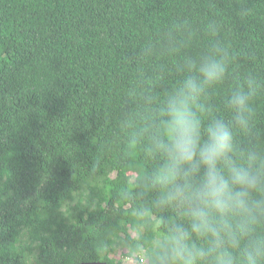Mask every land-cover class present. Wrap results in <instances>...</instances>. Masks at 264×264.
Listing matches in <instances>:
<instances>
[{"label": "trees", "instance_id": "16d2710c", "mask_svg": "<svg viewBox=\"0 0 264 264\" xmlns=\"http://www.w3.org/2000/svg\"><path fill=\"white\" fill-rule=\"evenodd\" d=\"M212 13L264 64V0H0V264L144 262L96 247L135 235L121 194L143 161L114 120L144 35Z\"/></svg>", "mask_w": 264, "mask_h": 264}, {"label": "clouds", "instance_id": "9594fccd", "mask_svg": "<svg viewBox=\"0 0 264 264\" xmlns=\"http://www.w3.org/2000/svg\"><path fill=\"white\" fill-rule=\"evenodd\" d=\"M122 96L113 141L143 161L121 194L135 235L96 247H134L144 264H264V64L222 16L177 15L144 35Z\"/></svg>", "mask_w": 264, "mask_h": 264}, {"label": "rangeland", "instance_id": "374dc122", "mask_svg": "<svg viewBox=\"0 0 264 264\" xmlns=\"http://www.w3.org/2000/svg\"><path fill=\"white\" fill-rule=\"evenodd\" d=\"M120 253H118L116 256L119 258ZM120 264H144V262L139 263L137 260H133L132 258H122V261Z\"/></svg>", "mask_w": 264, "mask_h": 264}, {"label": "water", "instance_id": "95a60500", "mask_svg": "<svg viewBox=\"0 0 264 264\" xmlns=\"http://www.w3.org/2000/svg\"><path fill=\"white\" fill-rule=\"evenodd\" d=\"M76 264H109V263L103 261H94V262H81Z\"/></svg>", "mask_w": 264, "mask_h": 264}]
</instances>
